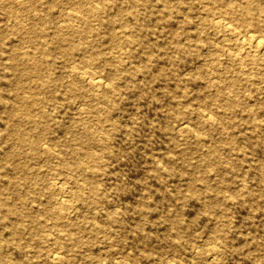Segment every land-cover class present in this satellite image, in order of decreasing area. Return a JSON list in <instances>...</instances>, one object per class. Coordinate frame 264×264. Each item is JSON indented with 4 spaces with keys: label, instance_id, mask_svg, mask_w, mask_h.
I'll return each mask as SVG.
<instances>
[{
    "label": "rangeland",
    "instance_id": "obj_1",
    "mask_svg": "<svg viewBox=\"0 0 264 264\" xmlns=\"http://www.w3.org/2000/svg\"><path fill=\"white\" fill-rule=\"evenodd\" d=\"M76 1L0 0V256L12 264H264V62L238 33L245 25L230 17L236 32L216 26L209 0H86L83 9L100 6L88 13V26L77 14L61 28ZM229 1L240 12L249 0ZM225 4L219 1L218 9ZM249 10L259 18L254 3ZM39 15L47 18L44 31ZM252 27L264 35V25ZM54 33L67 37L62 49ZM47 47L42 67L51 75L50 89L41 92L35 89L40 73H22L17 62L27 50L33 65ZM90 52H97L94 62L80 63ZM94 68L110 79L107 100L94 98L98 90L83 75ZM232 78L242 79L236 88L228 86ZM221 82L241 93L232 111L207 98ZM35 97L42 101L32 103L27 116L25 101ZM247 106L256 109L250 116ZM40 111L45 116L36 126ZM184 119L191 128L179 129ZM18 121L33 138L45 126L36 157L30 145L8 139ZM70 128L106 137L104 148L89 143L99 158L95 197L73 180L80 140ZM216 144L219 157L209 170L200 160ZM198 173L213 188L223 182V189L205 192ZM67 175L73 179L59 190ZM17 191L25 197L14 198ZM65 201L79 204L78 213L50 214ZM8 203L22 205L24 216L7 213ZM58 221L82 237L72 260L54 262L48 255ZM215 231L221 239H208Z\"/></svg>",
    "mask_w": 264,
    "mask_h": 264
},
{
    "label": "bare ground",
    "instance_id": "obj_2",
    "mask_svg": "<svg viewBox=\"0 0 264 264\" xmlns=\"http://www.w3.org/2000/svg\"><path fill=\"white\" fill-rule=\"evenodd\" d=\"M35 2H40V0H34ZM86 0H78L76 1V5L73 8L68 9L64 14H63V21H64V25L61 26L64 27L65 25V21L67 20V18L71 17V16H77V14L79 15V17L83 20L84 26H88V13L94 12L96 11L98 8H100V6L97 5H91L88 4L86 9H83L82 7V3L85 2ZM212 4H213V10H211L209 12V15H211L213 17V21L215 22L216 26L222 27L225 30L227 29L228 31L234 33L236 32V25L234 26L233 23L229 20L230 17L232 19H235L237 22L245 25V27L241 28L243 30L238 29V33H242V37L244 39V41H247L251 44V46L254 47V50H251L253 52V56H256L258 58H260L261 62H264V35H258L256 34L254 31H258L257 29H252V26H257V27H262L264 25V3L259 2V1H255V0H249L246 2L244 9L241 10L240 12L237 11L235 9V6L232 4L231 1L229 0H209ZM219 1H222L225 4V9L226 10H220L218 9V3ZM255 1V2H252ZM88 2H86L85 4H87ZM252 3H254V8L258 10L259 13V18H255L250 14V10L249 7L252 6ZM38 19H40V28L42 31L45 30V27L47 25V18L45 16H38ZM228 19V20H227ZM123 26V25H122ZM254 30V31H252ZM262 31H264L263 29H260ZM26 32V31H24ZM264 34V33H263ZM52 38H53V42L56 43L61 49L63 48V42L62 40H66L67 37L62 36V33H54L52 34ZM81 39H84L83 35L81 36ZM111 40L113 44H118V42L121 40L119 38V36L117 35V33L112 32L111 33ZM82 41H79L78 44H80ZM38 45H47L41 43L40 41L38 42ZM82 45V43L80 44ZM48 47L46 48V50H42V56L39 57L38 60H40L37 63H34L33 65H30L29 63L32 62L35 57L33 55H31V52H28L27 50L23 51L24 55L19 56L20 59L18 60V64H24V66H22V73L25 74H30L31 72H37L38 74L40 73V82L38 85H36L35 89L43 92L45 90H49L50 87L49 82H50V73L48 71H46V69H44V67H42V64L47 61L46 58H48V56L50 55L49 53L51 52V50H47ZM64 54L66 55H72L71 51L68 50V48H65L63 50H61ZM26 53V54H25ZM97 52H90L88 55H85L84 53H82L81 57H80V63L82 64H89V63H93L94 60L97 58ZM230 56H233V53L230 54ZM254 58V57H253ZM32 59V61H31ZM256 59V58H254ZM32 64V63H31ZM215 64V63H214ZM86 74L89 76L91 82H90V86L96 90H98L97 92L94 93V98H102L103 100H107L109 98V89L107 87V83H109L110 79L107 78L106 74L103 73L102 71L94 68L93 70H84L83 71V75ZM83 75H78L79 77H83ZM111 77L112 80H116V73L114 71L111 72ZM109 80V81H108ZM242 79H238V78H232L230 80H228V86L230 88H236L237 85H239V81H241ZM246 81L252 80L250 76H246L245 77ZM213 82H218V80H213ZM112 84V83H111ZM218 85V90L216 92V94H214L213 96H208L207 98L209 100H213L214 102H218L219 104H221L220 106H223L226 110L232 111L234 110V108L240 104V98L241 93H234L232 91V89H228L226 90V88H224V83H217ZM34 89V90H35ZM102 89V90H101ZM47 90V91H48ZM100 90V91H99ZM211 97V98H210ZM40 98V97H39ZM38 97H35L31 100H26L25 101V107L23 110L24 114L27 116H30V111L31 110V106L32 103H36L37 101H42V99H39ZM206 98V100H208ZM244 107V106H243ZM22 110V109H21ZM21 110H19L16 115L20 112L23 113ZM244 110H246L248 112V115L250 116L251 114L254 113V111L256 110L254 107L252 106H247ZM11 113V111H10ZM39 116L40 118L37 119L34 124L38 125L39 123L43 122V118L45 115H43V111L39 112ZM20 123L21 122H17L16 125H14L8 135V139L13 142L14 144L18 145V146H23V145H30V153H31V157H36L37 153H39L38 151V145H36V138H40L42 136L41 133H43V131L45 130V126H41L42 129L41 131L37 134L38 137H32L28 134L25 133V131H21L22 128L20 127ZM36 125V126H37ZM194 126V125H193ZM179 129H183V130H187L189 128L192 127V123L189 120H182L179 122L178 124ZM72 135H75L76 137L79 138L80 142H77V144L79 145L78 150L75 153V157L72 159V163L71 166H74L78 169L79 171V175H77V177L75 179H73L71 176L67 175V177L65 178V180L63 181H59V190H63L64 188L67 189V187H65L67 182H70L72 179L75 181L76 185L78 188L82 187L83 185H87L88 188L90 189V192L92 194L93 197L97 196L98 193V188L96 186V176L98 175L97 171H98V167H97V162L99 161V158L95 155L94 151L89 148L90 147V142H94L98 145H101L102 148L106 147L107 141H106V137L104 135H94L91 134V132L86 129L83 131L82 134H80L79 132L76 133L74 131L73 128H70L69 130ZM218 145H213L211 148L207 149L203 154H202V158H201V162L200 164H202L206 169H211L214 166V161H217L218 159V155H217V149H218ZM51 151L50 147H46L44 152L46 154H49ZM15 152L12 151L10 152L9 155H13ZM184 162L187 163V160L184 159ZM227 163V162H226ZM228 163H231L228 160ZM193 168L195 170H198V165L197 164H193ZM54 174L57 176L59 175L61 172L59 170H56L55 168H52ZM55 169V171H54ZM70 169V168H69ZM260 173H259V177L260 180L264 181V169L262 170V168H260ZM58 177V176H57ZM197 180H200L202 182V189L205 190V192H215V191H221L223 189V182H221V184L218 187L213 188L211 184H209L208 182H206L203 178V174H199L197 175ZM190 186H193V181H191ZM215 189V190H212ZM14 198L15 197H19V198H24L25 195L24 193H20L19 191H17V193H15V195H13ZM13 196L11 199H13ZM223 196V194H222ZM0 202H2L4 204V201L0 199ZM208 205H211V203H209ZM21 207L16 206L13 203H8L6 206V210L7 213L9 214H16L20 217L24 216V213L21 209H23L22 205H20ZM79 204L77 203H72L69 201H65V203L62 204V207L58 208V209H54V210H50V214L53 216H60L62 218H69L72 214H76L79 211ZM86 208V206H85ZM88 209H90V211L92 213H94L95 208L94 207H89ZM92 209V210H91ZM182 220L181 219H177L174 220L172 222V225L175 227L176 223H180ZM96 223V222H95ZM94 223V224H95ZM66 223L63 221L62 222H53L52 227H51V231L49 232L50 234L53 233V235L49 236L48 239H51V245L48 247V255H50L51 259L54 262H62L64 260H72L74 259L73 257V249L76 246H79L83 240L81 239L82 237L80 235H78L77 232H75V230L71 231L69 229H67L66 227ZM95 226H98L97 224H95ZM17 227L14 228V230H16ZM17 231V230H16ZM208 239L211 240H220V231H215L212 233V235L208 236ZM3 247H2V241L0 240V253L2 251ZM260 257L262 259H264V254L260 255ZM123 258H121L118 262L120 263L121 260ZM124 262V259H123ZM0 264H12L10 260L2 258L0 256Z\"/></svg>",
    "mask_w": 264,
    "mask_h": 264
}]
</instances>
